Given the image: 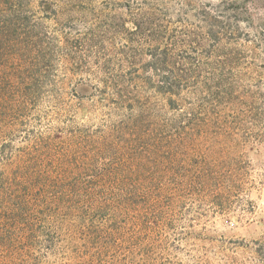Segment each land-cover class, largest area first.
Segmentation results:
<instances>
[{
    "label": "rangeland",
    "instance_id": "374dc122",
    "mask_svg": "<svg viewBox=\"0 0 264 264\" xmlns=\"http://www.w3.org/2000/svg\"><path fill=\"white\" fill-rule=\"evenodd\" d=\"M9 3L0 6V264L91 256L43 184L168 182L170 159L187 174L204 164L232 171L239 185L188 192L116 260L99 262L264 264V0ZM162 81L177 86L172 102ZM203 84L218 88L214 97ZM192 114L205 126H191Z\"/></svg>",
    "mask_w": 264,
    "mask_h": 264
},
{
    "label": "trees",
    "instance_id": "16d2710c",
    "mask_svg": "<svg viewBox=\"0 0 264 264\" xmlns=\"http://www.w3.org/2000/svg\"><path fill=\"white\" fill-rule=\"evenodd\" d=\"M9 1L12 0H0V6L3 3L11 4ZM38 45L39 43L34 42L31 46L38 47ZM21 47L23 51L27 52L30 45L26 43ZM35 55L38 60V51ZM178 77L180 78V76ZM203 87H206V92L204 90L199 92L207 93L210 90L211 97H214L212 91L218 90L217 87L211 88L206 84H203ZM158 88L160 89L158 90L159 94L169 96L171 102L172 97L178 95L177 86L173 83L162 81ZM227 91H224L223 94ZM139 115L134 120V125L137 128L140 126L138 120H143V113H139ZM196 115L192 114L186 117H189L187 119L191 126L196 125L198 129H201L205 126L204 121L206 120H202ZM193 122L197 123L193 124ZM170 147V144L166 145V148ZM168 161L170 165H173L168 170L170 172L168 182L149 181L144 183L145 181H140L137 184H126L123 183L125 181L117 183L94 181L88 186H68L67 189H62L59 187L60 184L51 181L43 184L48 185L46 188L55 190V194L52 193L54 205L64 207L69 219H73L74 225L70 226V232L77 234L80 252L91 254L87 261H75L74 264H101L99 261L102 257L106 258L109 252L113 253L111 259L116 260L115 254L118 248L131 245L141 235H146L150 229L161 224L168 214L167 211L171 210L176 203L178 204L182 196L188 192L191 194L206 192L213 189L217 182L222 184L227 182L230 191L238 187L235 186L236 184L239 185V183H234L237 178L232 171L225 174L211 168L209 164H204L197 166L194 168L195 171L187 174L185 171L178 170L172 159ZM19 204L20 202L17 203V205ZM39 205L40 209L44 208L43 203ZM17 208L18 206L15 210ZM102 215L108 220L101 217L98 221V217ZM138 234L139 236H137ZM72 247L75 248L73 245ZM102 264H112V262L105 260Z\"/></svg>",
    "mask_w": 264,
    "mask_h": 264
}]
</instances>
